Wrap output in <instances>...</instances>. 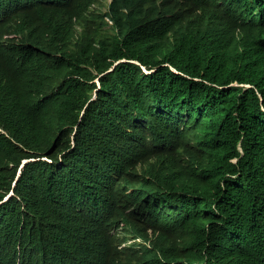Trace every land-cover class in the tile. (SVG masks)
I'll return each mask as SVG.
<instances>
[{
    "label": "trees",
    "instance_id": "obj_1",
    "mask_svg": "<svg viewBox=\"0 0 264 264\" xmlns=\"http://www.w3.org/2000/svg\"><path fill=\"white\" fill-rule=\"evenodd\" d=\"M204 9L210 32L194 38L192 50L205 58L158 59L161 50L150 44L154 36L133 22L126 40L111 38L108 49L84 64L64 56L68 66L58 73L28 48L10 50L11 59L24 55V72L1 73L0 125L38 152L60 133L69 151L48 184L22 179L17 198L0 205V264H29L48 255L88 264L102 260L95 237L79 227L80 208L101 209L104 199L131 189L155 193L163 211L173 221L189 220L195 233L204 215L194 214L195 221L188 214L201 210L194 196H214L223 215L211 214L210 263L264 264V40L252 33L243 39V29L264 21V0H214ZM121 60L126 62L103 76L98 89L89 68L101 75ZM165 64L207 82L188 81ZM248 83L255 87L239 86ZM84 110L70 146L71 130L65 128L77 125ZM182 144L197 160L190 173L196 190L172 182L171 161L141 175L124 166L141 156L172 154ZM218 224L232 229L234 239L226 240Z\"/></svg>",
    "mask_w": 264,
    "mask_h": 264
},
{
    "label": "clouds",
    "instance_id": "obj_2",
    "mask_svg": "<svg viewBox=\"0 0 264 264\" xmlns=\"http://www.w3.org/2000/svg\"><path fill=\"white\" fill-rule=\"evenodd\" d=\"M213 1L82 0L81 5H74L67 0H0V83L3 72H24V64L20 61L24 55L17 54L11 59L10 50L12 52L13 48H28L52 72L58 73L64 66H68L64 63L67 61L64 56L83 59L81 64H84L108 49L111 38L126 40L132 33V22L154 36L150 44L156 46V52L161 50L158 59L169 54L182 61L204 57L200 51L192 50L193 39L210 32L211 20L204 8ZM250 10L254 15L260 14L254 7ZM263 24V19L258 18L256 24L254 21L248 25L243 29V39L245 33H252L255 40H264ZM164 49H168V52L163 55ZM123 62L126 60L115 62L101 75H98L97 70L89 68L97 76L95 82L98 89L101 78L112 73ZM165 65L188 81L202 84L207 82L181 73L170 64ZM239 86L243 89L255 87L250 83ZM258 95L262 101L261 94ZM96 96L95 93L94 99ZM34 112L31 111V114ZM84 114L85 110L77 125L65 128L71 130L70 146L74 144ZM60 138L61 134L57 133L53 145L44 152H38L32 148V142L19 140L14 132L0 125V205L17 198L18 184L22 179L43 178L47 184L51 181L54 168L64 162L69 151L62 146ZM142 159L146 161L142 162ZM167 161H171L167 166V175L172 182L176 184L182 181L188 189L196 190L191 184L190 173L197 160L193 159L186 144H182L172 154L141 156L138 161L124 166L127 171H136L141 175L152 166ZM80 168H83L82 165L76 167ZM199 195H195L194 200L196 204L199 203L201 210L195 208L188 213L193 219L194 214L204 215V226L197 233L189 220L173 221L172 214L163 211L155 193L131 189L118 196L107 197L101 209L81 206L79 227L89 236L95 237L104 253L102 260L91 264H212V255L208 250L213 230L211 214L215 217L223 214L217 198L208 195L198 200ZM221 228H224L221 233L226 240L234 239L232 229L220 224L216 226L217 230ZM29 264L88 263L48 255Z\"/></svg>",
    "mask_w": 264,
    "mask_h": 264
},
{
    "label": "rangeland",
    "instance_id": "obj_3",
    "mask_svg": "<svg viewBox=\"0 0 264 264\" xmlns=\"http://www.w3.org/2000/svg\"><path fill=\"white\" fill-rule=\"evenodd\" d=\"M167 52H168V49H164L163 52H162V54L164 55V54H166Z\"/></svg>",
    "mask_w": 264,
    "mask_h": 264
}]
</instances>
